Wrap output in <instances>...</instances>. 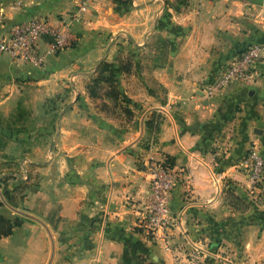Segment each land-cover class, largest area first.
<instances>
[{
  "label": "crops",
  "instance_id": "crops-1",
  "mask_svg": "<svg viewBox=\"0 0 264 264\" xmlns=\"http://www.w3.org/2000/svg\"><path fill=\"white\" fill-rule=\"evenodd\" d=\"M80 1L0 0V37L37 16L70 21ZM256 27L264 0H90L74 46L43 65L0 54V212L21 221L0 237V264H264V222L239 225L264 211L240 166L250 148L264 154V74L253 91L209 88ZM103 62L118 100L109 83L90 89ZM165 159L180 174L172 209L202 250L177 228L167 249L139 226L148 164Z\"/></svg>",
  "mask_w": 264,
  "mask_h": 264
},
{
  "label": "built area",
  "instance_id": "built-area-1",
  "mask_svg": "<svg viewBox=\"0 0 264 264\" xmlns=\"http://www.w3.org/2000/svg\"><path fill=\"white\" fill-rule=\"evenodd\" d=\"M90 0H81L79 9L70 21L53 19L49 16H37L12 27L7 35L0 37V54H9L16 60L34 66L43 65L48 57L71 48L77 35L74 23H82ZM45 44V49L42 48ZM264 64V42L254 43L236 54L227 68L209 86L211 91L221 90L231 85H254L264 73L260 65ZM210 91V93H211ZM246 171L254 190L264 192V154L256 147L248 150L240 162ZM149 168V195L144 215L139 220L152 237H162L165 247L171 249L168 237L174 229H179L195 250H202L194 234L182 221L183 212H174L172 196L180 179L179 171L168 159L151 161Z\"/></svg>",
  "mask_w": 264,
  "mask_h": 264
},
{
  "label": "trees",
  "instance_id": "trees-1",
  "mask_svg": "<svg viewBox=\"0 0 264 264\" xmlns=\"http://www.w3.org/2000/svg\"><path fill=\"white\" fill-rule=\"evenodd\" d=\"M114 1L119 2L121 4H124V5H127V4L131 3L132 0H114ZM130 65H131V63L127 62L126 65L121 66L120 70L121 71H129ZM103 82L110 84L111 91L108 93L109 97H111L114 100H117L122 93H121L120 89L118 88V85L116 84V70L114 68V65L111 63L103 62L99 66L98 77L95 79L94 85L90 89L91 90L96 89ZM123 97L126 101L132 102V100H130L129 98H126L125 96H123ZM229 116H225L224 118L226 119ZM155 121H156V119H154V122L153 121L148 122V125L150 127H153V123H154V127H155V125H156ZM182 125L184 127H186V124L182 123ZM192 128L205 130L208 133H210L214 130V129H212V128H214V126L209 127V125H207L206 123H195L192 126ZM215 129H217V128H215ZM213 138H214L213 133H212V135L211 134L206 135V137L204 138V146L205 147L209 146V144L212 142ZM169 162H171V161L169 160ZM225 192H226V198L233 208H235L237 210H242V211H246V210H248V208H250L249 205L245 202V200H243L241 197H239L238 195H236L234 193L232 188L226 190ZM1 206H2V201L0 199V208H1ZM96 221H100V219H96ZM254 222H264V211L257 210L256 208L249 210V212L243 218V221L239 225L242 226V225H246V224L254 223ZM20 223H21V221H19L18 219L12 220L0 212V237L1 236H7V235L11 234L13 231V228L20 225ZM211 248H213V245L211 246Z\"/></svg>",
  "mask_w": 264,
  "mask_h": 264
},
{
  "label": "rangeland",
  "instance_id": "rangeland-1",
  "mask_svg": "<svg viewBox=\"0 0 264 264\" xmlns=\"http://www.w3.org/2000/svg\"><path fill=\"white\" fill-rule=\"evenodd\" d=\"M251 37L247 40V41H243L242 43L243 44H249L248 46H250V45H252V44H254V43H261V42H264V32H262V31H260L257 27H256V30L253 32V33H251V35H250ZM242 43H240V44H242ZM239 52H241V50L239 51ZM130 54V53H129ZM157 56H159L160 58H155V59H157V60H160V61H163V59H164V57L165 56H161L160 54L159 55H157ZM235 56V55H234ZM233 56V57H234ZM133 57V56H132ZM162 57V58H161ZM232 57V58H233ZM131 58V57H130ZM130 58H127V59H129L130 60ZM232 58H231V60H232ZM128 60V61H129ZM132 60H134L133 58H132ZM230 60V61H231ZM127 61V62H128ZM230 61H229V63H230ZM128 63H130V61L128 62ZM229 63L227 64V66L229 65ZM227 66H226V68H227ZM225 68V69H226ZM260 83H261V77L259 78V80H258V82L257 83H255L254 85H245V86H241V87H245V88H249V90L250 91H253V89H255L258 85H260ZM235 85V84H234ZM240 86V85H239ZM118 100V99H117ZM113 104H112V106H113V110H114V112H115V107L114 106H117L116 104H114V102H112ZM103 109V108H102ZM105 109V108H104ZM102 110V111H104V112H106V113H111L110 111H111V108L110 107H108V108H106L105 110ZM103 112V113H104Z\"/></svg>",
  "mask_w": 264,
  "mask_h": 264
}]
</instances>
